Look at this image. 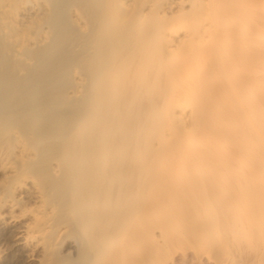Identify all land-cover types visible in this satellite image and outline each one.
<instances>
[{
  "label": "bare ground",
  "instance_id": "bare-ground-1",
  "mask_svg": "<svg viewBox=\"0 0 264 264\" xmlns=\"http://www.w3.org/2000/svg\"><path fill=\"white\" fill-rule=\"evenodd\" d=\"M177 250L264 264V0H0V264Z\"/></svg>",
  "mask_w": 264,
  "mask_h": 264
},
{
  "label": "rangeland",
  "instance_id": "rangeland-1",
  "mask_svg": "<svg viewBox=\"0 0 264 264\" xmlns=\"http://www.w3.org/2000/svg\"><path fill=\"white\" fill-rule=\"evenodd\" d=\"M182 252V251H181ZM181 252H180V250L178 251L177 250V252H175L174 254H173V259H171V262L172 263H175V264H181L183 261V252H182V254H181ZM192 256V257H191ZM204 257V256H203ZM206 258V257H205ZM205 258H203V261L205 262L204 264H214L212 261H207ZM194 258H193V255H191L190 254V257H189V259L187 260V263L186 264H197L198 262H196L195 261V259L193 260ZM205 259V260H204ZM198 264H200V263H198Z\"/></svg>",
  "mask_w": 264,
  "mask_h": 264
}]
</instances>
